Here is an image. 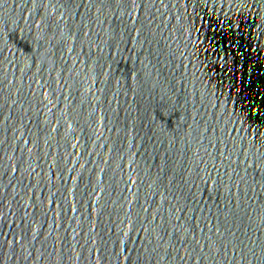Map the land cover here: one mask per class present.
Instances as JSON below:
<instances>
[{
    "label": "water",
    "instance_id": "1",
    "mask_svg": "<svg viewBox=\"0 0 264 264\" xmlns=\"http://www.w3.org/2000/svg\"><path fill=\"white\" fill-rule=\"evenodd\" d=\"M218 33L264 67V0H0V264H264Z\"/></svg>",
    "mask_w": 264,
    "mask_h": 264
},
{
    "label": "flooded vegetation",
    "instance_id": "2",
    "mask_svg": "<svg viewBox=\"0 0 264 264\" xmlns=\"http://www.w3.org/2000/svg\"><path fill=\"white\" fill-rule=\"evenodd\" d=\"M216 38L218 44L230 46L227 73L238 75L231 80V83L235 82L231 94L240 96L241 106L257 115L260 124L264 125V67L261 59L258 54H252L245 39L230 33H218Z\"/></svg>",
    "mask_w": 264,
    "mask_h": 264
}]
</instances>
